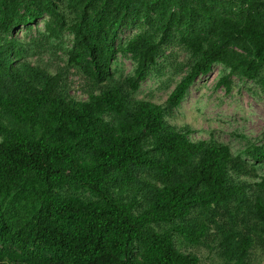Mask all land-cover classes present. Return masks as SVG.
<instances>
[{"label":"trees","instance_id":"obj_1","mask_svg":"<svg viewBox=\"0 0 264 264\" xmlns=\"http://www.w3.org/2000/svg\"><path fill=\"white\" fill-rule=\"evenodd\" d=\"M171 48L183 79L163 105L137 99ZM57 50L64 68L31 61ZM216 66L218 88L236 76L264 96V0H0V264H254L264 177L239 180L264 145L245 160L167 119Z\"/></svg>","mask_w":264,"mask_h":264},{"label":"rangeland","instance_id":"obj_2","mask_svg":"<svg viewBox=\"0 0 264 264\" xmlns=\"http://www.w3.org/2000/svg\"><path fill=\"white\" fill-rule=\"evenodd\" d=\"M43 24L41 29H44ZM139 32L135 27L125 28L120 42L126 43ZM72 44L73 37L66 36L63 46L66 48ZM57 53L55 58L53 53L43 56L38 54L31 61L56 71L67 65V57L63 52L57 50ZM165 54L167 58H162L160 64L153 68L150 77L142 83L136 95L137 99L163 105L183 79L180 68L188 61L185 53L171 48ZM112 69L116 71L117 77L124 79L133 75L135 64L130 56L120 55ZM228 72L216 66L208 76L201 77L182 105L170 113L167 119L171 126L181 131H189L193 141L214 140L218 144H226L230 146L234 157L241 156L248 160L243 155L245 150L253 145H264V96L253 82L236 76L232 78L231 92H227L225 87L218 88L221 77L229 74ZM65 80L70 94L77 98H86L83 90L87 84L83 76L72 70L66 72ZM262 177L264 166L257 167L256 171L250 170V175L239 182L252 186L261 182ZM202 255L207 257L206 254ZM252 258L254 264H264V247L257 244Z\"/></svg>","mask_w":264,"mask_h":264}]
</instances>
